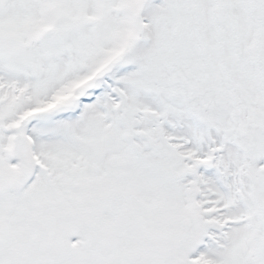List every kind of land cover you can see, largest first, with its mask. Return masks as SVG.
Masks as SVG:
<instances>
[{
    "label": "snow or ice",
    "instance_id": "1",
    "mask_svg": "<svg viewBox=\"0 0 264 264\" xmlns=\"http://www.w3.org/2000/svg\"><path fill=\"white\" fill-rule=\"evenodd\" d=\"M0 264H264V0H0Z\"/></svg>",
    "mask_w": 264,
    "mask_h": 264
}]
</instances>
